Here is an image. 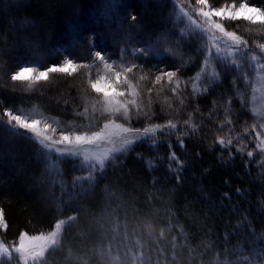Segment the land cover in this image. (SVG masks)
I'll return each mask as SVG.
<instances>
[{
    "label": "trees",
    "instance_id": "1",
    "mask_svg": "<svg viewBox=\"0 0 264 264\" xmlns=\"http://www.w3.org/2000/svg\"><path fill=\"white\" fill-rule=\"evenodd\" d=\"M169 1L16 0L0 9V62L6 69L45 68L66 59L97 69L100 51L105 61L133 67L125 75L142 90L138 103L150 107L153 123L172 120L179 127L187 119L197 129L183 149L175 135L132 137L133 143L98 174L87 171L83 154L47 149L32 134H14L0 117V209L8 225L0 230V242L16 246L21 232L52 231L65 220L58 243L45 253L46 264H264V134L256 138L257 131L264 132L250 108L256 62L264 60V28L224 21L257 56L250 55L238 70L242 61L235 46L215 30L170 32L163 21ZM252 3L264 6V0ZM218 47L227 55L215 69L218 82L206 92L203 75L189 84L205 66L204 57ZM137 49H147V55ZM165 65L180 72L171 82L165 77L156 84V69ZM241 71L246 82L238 79ZM177 80L179 92H173ZM86 84L67 73H49L47 81H35L31 88L24 81L19 91H0V100L19 113L35 108L63 126L80 124L99 114L94 105L102 99ZM85 109L89 115L82 119ZM143 126L151 124L145 120ZM220 139L233 143L225 148ZM172 152L183 169L169 162ZM15 256L19 264H34ZM0 259L11 257L0 254Z\"/></svg>",
    "mask_w": 264,
    "mask_h": 264
},
{
    "label": "snow or ice",
    "instance_id": "2",
    "mask_svg": "<svg viewBox=\"0 0 264 264\" xmlns=\"http://www.w3.org/2000/svg\"><path fill=\"white\" fill-rule=\"evenodd\" d=\"M195 5L197 6L196 13L198 16L204 18V22L208 25V28L215 30L216 33L222 34L221 38H226L232 46H235L238 54L237 58L242 61L237 65L238 70L243 69V61L249 58L250 55L252 59L257 58L256 55H252L253 49L249 46V41L243 36L238 35L236 31L228 30L225 27L224 21L235 22L242 20L251 25H259L261 28H264V6L252 3V0H231L230 3H224L223 6H209L208 0H195ZM206 8L207 10H205ZM131 19L136 20V17L133 15ZM136 51L146 56L148 50L137 49ZM152 52L154 55L158 54L156 49H153ZM260 54H264V44L260 45ZM95 59L103 62L105 61V56L100 51H96ZM225 59H227V55L222 54L218 47L215 51L204 57L205 66L197 72L196 76L190 78L188 83L190 84L192 80H200L203 75L205 79L202 82V87L206 92L220 79V74L215 69ZM15 66H9L6 69L4 63L0 62V91L5 93L19 91L21 90L19 85L24 81H29L28 87L31 88L32 83L35 81H47L49 73H67L71 75L77 69V65L73 63L72 59L65 60L60 66H46L45 70L39 71L38 73L35 68L27 66H21L19 71H15ZM105 67L114 78L108 79L107 77H102L95 79L91 83V89L102 98L97 99L94 105V107L98 106L99 114L90 117L97 121L95 129L79 131L69 129L63 131L54 128L51 123L47 122L41 127L40 120L28 119L20 114H15L16 108L5 106L2 100H0V117L7 118L6 123L10 126L14 134H21L20 130L32 134V136L39 139V143L44 145L45 148H55L57 153H77L85 146L99 145L101 143H108L114 146L119 144L120 147H114L113 151L122 152L126 146L133 143L132 137L139 139L140 137H146L149 134H155L157 132L165 136L175 135L178 145L183 149L185 147V139L191 138L190 132H196L197 129L195 126L190 127L187 119L183 120L179 127L172 120H168L166 124L153 123L151 116L154 113L150 107L145 105L144 108H141L140 103H138V97L142 96V90L138 92L133 87L129 77L123 75V73H133V67H127L123 70L117 69L114 73H112L113 66L111 64L106 63ZM165 69L166 65L156 69L158 72L155 75L156 84H160L165 77L171 82L174 77H177V73L180 72V67H177L175 71ZM238 79L246 82L247 75L241 71ZM112 89L115 90L109 94V90ZM148 91L151 92V89L149 88ZM172 91L179 92V80H177V87L173 88ZM197 94V89L193 88L192 95ZM196 111H199V109H196ZM88 115L87 109L79 113L82 119ZM145 120L151 126H143V121ZM134 121H139L140 126H134ZM224 123L230 124L231 121L225 120ZM222 130L223 125L221 126ZM229 131H231V128H229ZM262 134L264 133L257 131L256 138L259 139ZM237 139L239 140L240 138L237 137ZM218 143L227 148L232 145L233 141L231 139L227 141L220 139ZM58 145H63L64 147H57ZM257 147L259 148V145ZM107 156L108 152L105 151L104 153H93L86 158L94 159L103 165ZM247 156L252 157L253 152L248 151ZM168 160L170 163L175 162L178 164L180 169L185 167L184 162L179 160L175 152L170 154ZM237 191L239 192V189ZM68 220L74 222L76 217L70 216ZM65 223V220H60L59 223L55 224L56 231H50L47 236L38 235L29 237L27 233L21 232L18 246L14 249L11 246L6 247L0 243V254L11 257V260L7 261L0 259V264H12V261H16V264H19L15 256L16 253H19L25 262L30 257L34 264H46V260L43 259L45 253L51 246L58 243L57 236ZM0 227L4 229L8 228L2 210H0Z\"/></svg>",
    "mask_w": 264,
    "mask_h": 264
},
{
    "label": "rangeland",
    "instance_id": "3",
    "mask_svg": "<svg viewBox=\"0 0 264 264\" xmlns=\"http://www.w3.org/2000/svg\"><path fill=\"white\" fill-rule=\"evenodd\" d=\"M12 1H16V0H0V9L3 11H6V9H8V7ZM157 2L159 4L163 5V4H165V2H167V0H157ZM169 2L171 5V8L169 9V11L167 10L166 14H168V16H164L163 21H164V24L166 26H168V30L170 32L171 31L173 32L174 29L177 32L179 31V33L181 31L182 34L192 33V32L200 33L203 31L208 32V30H210L208 28V25L204 22V18L198 16V14L196 13V7L197 6L195 5V2L192 3V6H190L187 2L183 5L182 4L183 2L181 0H171ZM224 3H230V2H229V0H217V1L214 0L212 3L208 0L209 6H213V5L223 6ZM205 10H207V8ZM217 22H219V20H217ZM171 43H172V40H171ZM173 43H175V41ZM64 61H62L60 64H53V65L60 66L61 64H63ZM73 63L77 65V69L71 75L73 77H75L78 81L82 82V80H83L85 83H87L86 85L90 88H91V83L94 82L95 79L102 78V77H107L108 79L114 78V76H112L109 73V70L105 67L106 63L111 64L113 66L112 67V73H114L117 69H120V70L125 69V68H123L122 65H116V64L111 63L109 61L102 62L101 65L97 66V69H93L90 66L88 69H84V67L82 66V63H78L75 61H73ZM53 65H51V66H53ZM51 66H49V67H51ZM27 67L35 68L37 70V73L39 71L45 70V68H39L37 66H27ZM19 70L20 69H18L16 71H19ZM83 71H84V74H83ZM85 74H86V77L84 76ZM123 75H125V73H123ZM114 90L115 89L109 90V94H111V92ZM250 108H251V111L256 116H258L259 120L261 121V126H262L263 132H264V60L262 61L261 59L257 60V62H256V80H255V86H254V90H253V96H252ZM15 114H20L22 116H25L28 119L40 120L41 121V125H40L41 127L43 126V124L45 122H47V123H51L54 128H57V129L63 130V131H67L69 129H71L72 131L90 130V129H95L97 126L95 119L90 118V117L95 116L94 113L91 116H89L86 121H84L80 124L69 123L67 126H63L60 123L59 119L52 117L50 115H45L41 111H39L38 109H35V108H31L30 110L22 111L21 113L16 112ZM101 126H102V124H101ZM57 138H58V133H57ZM57 147L63 148L64 146L58 145ZM114 147H120V145L117 144L114 146V145L108 144V143H101L99 145H88V146H85L84 148H81L76 154H83V158L85 159V166H86L87 171L93 170V171H97L98 174H102L104 169L106 168L105 165H106L107 161L108 162H115L116 161V158H117V155L119 152L113 151ZM53 149H55V148H53ZM105 151L108 152V156L105 159V162L103 165H101L98 161H96L94 159H92V160L95 161L96 163L90 162L86 158V157L91 156V154H93V153H104ZM55 160H57V159L55 156H53L51 158V162L55 163ZM81 165L83 166L84 164L81 162ZM96 223H98L100 225V227L101 226L105 227V232H107V230H108L107 226L101 224L98 220L96 221ZM1 229H3V227H0V230ZM52 231H56V229L54 228ZM49 232L50 231L41 232V233H37V234H29L27 232H25V233H27V235L29 237H31V236H38V235L47 236ZM60 232H61V230H60ZM60 232L57 236V241L59 239ZM104 234H106V233H104ZM0 243L4 244L6 247L9 246L4 242H0ZM18 243H19V237L17 239L16 246H18ZM16 246H11V247L14 249ZM16 254L20 256L19 253H16ZM21 258H23V257H21ZM28 259H31V258L29 257Z\"/></svg>",
    "mask_w": 264,
    "mask_h": 264
}]
</instances>
